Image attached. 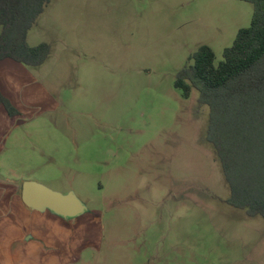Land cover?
<instances>
[{
    "label": "rangeland",
    "instance_id": "374dc122",
    "mask_svg": "<svg viewBox=\"0 0 264 264\" xmlns=\"http://www.w3.org/2000/svg\"><path fill=\"white\" fill-rule=\"evenodd\" d=\"M253 12L239 0H52L29 31L31 46H51L34 69L55 109L22 119L0 161L99 218L82 264H264V220L228 203L209 108L175 87L199 47L223 61Z\"/></svg>",
    "mask_w": 264,
    "mask_h": 264
},
{
    "label": "trees",
    "instance_id": "16d2710c",
    "mask_svg": "<svg viewBox=\"0 0 264 264\" xmlns=\"http://www.w3.org/2000/svg\"><path fill=\"white\" fill-rule=\"evenodd\" d=\"M254 8L251 25L241 29L224 59L206 45L190 56L175 87L184 98L193 90L209 108L207 141L212 145L230 191L228 203L264 220V0H239ZM52 0H0V61L42 66L51 46H31L28 33ZM0 105L14 109L0 92Z\"/></svg>",
    "mask_w": 264,
    "mask_h": 264
},
{
    "label": "crops",
    "instance_id": "0c3cea01",
    "mask_svg": "<svg viewBox=\"0 0 264 264\" xmlns=\"http://www.w3.org/2000/svg\"><path fill=\"white\" fill-rule=\"evenodd\" d=\"M0 92L15 111L10 114L0 105L1 153L8 133L22 119L53 112L55 99L40 83L34 68L9 58L0 61ZM27 180L31 179L0 161V264H82L85 253L96 250L99 244V218L86 212L65 219L28 208L22 200Z\"/></svg>",
    "mask_w": 264,
    "mask_h": 264
},
{
    "label": "water",
    "instance_id": "95a60500",
    "mask_svg": "<svg viewBox=\"0 0 264 264\" xmlns=\"http://www.w3.org/2000/svg\"><path fill=\"white\" fill-rule=\"evenodd\" d=\"M22 200L34 211H49L65 219L77 218L87 212L86 206L73 192L62 194L33 181L24 182Z\"/></svg>",
    "mask_w": 264,
    "mask_h": 264
}]
</instances>
